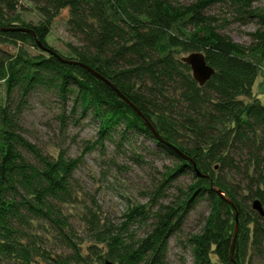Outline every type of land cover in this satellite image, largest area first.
<instances>
[{
    "label": "trees",
    "instance_id": "16d2710c",
    "mask_svg": "<svg viewBox=\"0 0 264 264\" xmlns=\"http://www.w3.org/2000/svg\"><path fill=\"white\" fill-rule=\"evenodd\" d=\"M21 1L0 0V264H166L170 239L202 200L210 213L187 240L193 264H246L250 247L264 258V215L245 201L264 206V100L253 94L264 71V8L254 6L260 0H30L42 17L37 23L21 16ZM216 4L243 25L257 19L249 44L219 31L220 19L208 11ZM64 9L81 42L67 44L74 57L47 42ZM182 52H203L215 68L205 85L177 58ZM41 89L64 108L70 103L72 116L94 121L99 144L109 140L120 149L144 137L176 162L154 183L151 207H130L117 225L101 223L92 210L84 217L92 241L86 255L66 211L76 201L80 158L45 153L22 122ZM224 172L244 175L248 194L241 196ZM183 175L194 181L164 201ZM34 221L48 224L71 253L52 254L33 234ZM136 224L149 225L143 236L131 230Z\"/></svg>",
    "mask_w": 264,
    "mask_h": 264
},
{
    "label": "rangeland",
    "instance_id": "374dc122",
    "mask_svg": "<svg viewBox=\"0 0 264 264\" xmlns=\"http://www.w3.org/2000/svg\"><path fill=\"white\" fill-rule=\"evenodd\" d=\"M177 1L190 4L198 0ZM21 2L22 7L19 10L25 21L33 23L40 21L42 17L33 3L30 0ZM254 6L261 11L264 8V0H260ZM208 11L220 19L221 33L244 45L251 42L250 34L258 28L257 19L246 25L235 22L231 9L221 4L212 6ZM68 16V9H64L56 17L47 42L62 55L74 57L67 44L80 45L81 42L68 28ZM31 51L38 52L34 48H31ZM189 54L190 52H182L177 55V58L183 59ZM253 94L255 98L264 100V71L256 80ZM1 95H3L2 87H0ZM70 106L69 103L64 108L55 94L41 89L31 96L23 112L22 122L27 129L26 136L40 146L45 153L57 157L60 151L65 150L68 156L80 158L79 167L74 173L76 201L68 204L66 211L72 228L76 232L74 240L80 244L83 254L86 255L92 241L88 223L84 217L92 210L101 223L117 225L121 223L130 207L137 204H146L151 207L149 194L153 190L154 183L161 180L167 169L172 168L176 162L162 154H156L155 144L144 137L133 138L131 144L127 142L120 149L109 140L99 144L97 124L82 118L79 114L72 116ZM183 106L181 105L180 109L185 110ZM258 133L259 137L264 135V131ZM145 147H148L150 152H147ZM137 155H141L140 159ZM216 173L219 174L217 169ZM221 174L228 181L236 184V189L241 196L248 194L245 189L247 180L244 175L236 176L231 172ZM193 181L192 175L180 176L167 191L169 199L164 201L176 198L180 195L179 188L186 189ZM245 201L253 205L255 200L251 198ZM209 213L210 208L206 201L202 200L196 205L182 232L170 239L166 264H193V253L187 240L190 236L201 232ZM149 225L136 224L131 227V230H136L137 235L143 236ZM48 227V224L34 221L32 232L43 239V245L48 247L52 254H70L71 251L62 243L63 241H60L59 235ZM251 249L253 248L250 247L246 264H264V258L253 256L254 250Z\"/></svg>",
    "mask_w": 264,
    "mask_h": 264
},
{
    "label": "water",
    "instance_id": "95a60500",
    "mask_svg": "<svg viewBox=\"0 0 264 264\" xmlns=\"http://www.w3.org/2000/svg\"><path fill=\"white\" fill-rule=\"evenodd\" d=\"M39 45H40V47L46 49V47H44V45L41 42H39ZM52 52L56 53L55 51H52ZM183 61L190 65V67L192 69L193 77L199 83L200 86L205 85L206 82L209 79H211V77L216 72L215 68L208 64L206 57H205V54L203 52H192L188 56L184 57ZM134 108L137 109L136 107H134ZM156 136L160 140H162V138L160 137V135L158 133H156ZM215 190L219 193V195L222 198H224V199L227 198L225 193L221 189L215 188ZM252 206H253L254 210H257L261 215H264V206L259 199H256L253 202ZM233 253H234V246H232V249H231L232 257H233ZM106 264H115V263L111 262V261H107Z\"/></svg>",
    "mask_w": 264,
    "mask_h": 264
}]
</instances>
